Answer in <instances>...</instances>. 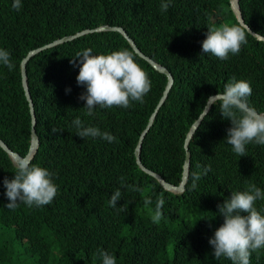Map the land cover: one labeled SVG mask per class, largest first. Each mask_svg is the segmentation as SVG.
Listing matches in <instances>:
<instances>
[{
  "label": "trees",
  "instance_id": "16d2710c",
  "mask_svg": "<svg viewBox=\"0 0 264 264\" xmlns=\"http://www.w3.org/2000/svg\"><path fill=\"white\" fill-rule=\"evenodd\" d=\"M161 3L21 0L16 10L13 0H0V48L10 52L14 65L10 71L0 64L5 67L0 69V138L21 155L28 152L32 116L21 62L30 50L85 28L123 26L142 51L167 65L175 76L144 139L142 160L178 185L186 134L210 95L222 93L233 77L244 79L252 87L250 106L264 112V41L248 32L240 53L220 60L202 52V41L210 25L239 23L230 0H171L163 12ZM240 5L245 21L264 35V0H240ZM87 48L93 54L131 50L151 80L143 103L132 102L127 109L97 107L88 116L86 101L79 100L86 88L77 84L79 67L71 62ZM27 70L40 137L31 163L54 174L58 192L48 205L10 210L5 206V188L0 187V264H101L97 252L102 249L111 251L117 264H232L226 257L215 259L209 244L223 223L217 205L231 192L246 190L249 183L264 191V146L250 143L246 156L235 154L226 143L231 122L222 118L219 103L213 104L190 142L189 178L185 190L176 193L143 171L134 153L167 77L139 56L120 31L91 32L45 49L30 59ZM76 117L116 140L80 138L72 125ZM209 166L211 170L193 188L191 173H203ZM15 170L11 156L0 146L1 182L14 178ZM120 177L139 191L121 188V199L113 208L108 201L121 187ZM160 199L163 215L154 223ZM255 206L264 210V200ZM18 247L26 254L25 261L19 260ZM250 264H264V249L251 254Z\"/></svg>",
  "mask_w": 264,
  "mask_h": 264
},
{
  "label": "clouds",
  "instance_id": "9594fccd",
  "mask_svg": "<svg viewBox=\"0 0 264 264\" xmlns=\"http://www.w3.org/2000/svg\"><path fill=\"white\" fill-rule=\"evenodd\" d=\"M170 5L171 0H162L160 10L162 12L166 11ZM12 7L19 10L21 8V0H13ZM95 22L98 23L97 21ZM247 24H241L239 22L210 25L207 28L206 38L202 41V52L204 54H211L220 60H227L230 54L238 55L241 51V47L247 43V33L249 32ZM101 26L103 25L95 28H85L82 30L84 31V34L80 36L91 32H97L98 30L94 29ZM80 36H77L76 38ZM71 62L75 68L79 67V73L76 77L77 84L86 88V91L79 96V100L86 101L83 108L87 109L86 114L88 116L94 115V109L97 107L101 109L112 107H122L127 109L131 107L132 102L143 103L144 97L151 89V80L148 73L137 62L134 53L128 48H121L106 54H93L92 49L87 48L81 52H77L76 57L72 59ZM0 64L6 66L10 71L14 67L11 60V54L6 49L0 48ZM162 65L171 72L173 76L172 84L174 85L175 76L172 70L167 65ZM161 73L167 77V85L169 77L166 73ZM45 75L51 80H54L49 73H46ZM27 82L30 90L29 80ZM67 92H70V89H66V93ZM216 94L217 95L214 97H210L211 95L209 96L205 104V115L208 106L219 103V112L221 113L222 118L230 120L231 122V127L227 129L226 143L232 146L233 152L241 157L246 156V145L250 143L264 146V112L257 111L249 104V97L252 94L250 82L244 79L237 80L233 77L224 85V91ZM167 99L168 96L160 105H158V101L157 106L152 111V114H155V117L158 116ZM72 125L76 128V135L82 139L88 137L102 138L109 143L116 140V137L109 132H102L95 126H86L79 117H76L72 121ZM53 131H55V129ZM137 145L138 143L136 144L134 151L135 157ZM142 149L143 143L140 151L141 158ZM32 160H30V158H21L16 162L13 161L16 169L14 178L8 179L5 177L2 182L0 180V187L4 186L5 188V206L7 209L15 210L16 208L25 205L29 208L34 206L41 207L50 204L57 195L58 186L54 183V174L46 167H42L39 164H32ZM197 167H199V165H197ZM210 170L211 168L209 166L203 169V173H191L192 187L195 188L196 182L201 179V175L207 174ZM120 183L121 187L116 188L113 191V194L108 201L109 205L113 208L117 207V201L121 199V188L127 187L131 191H139L138 188L131 185H125L124 177H120ZM257 200H264V191L254 183H249L246 190L231 192V195L227 199H224L222 204L217 205L218 214L223 217V223L215 230L214 235L209 238V244L213 247V255L215 259L226 257L232 262V264H250L251 254L260 249H264V210H258L256 208L255 204ZM145 203L150 204L151 200H146ZM163 203V199H160L156 204L155 212L152 216L154 223H158L162 218L163 214L161 209ZM121 210L123 211V208H121ZM97 255L101 260V264H117L116 256L107 249L98 250Z\"/></svg>",
  "mask_w": 264,
  "mask_h": 264
},
{
  "label": "water",
  "instance_id": "95a60500",
  "mask_svg": "<svg viewBox=\"0 0 264 264\" xmlns=\"http://www.w3.org/2000/svg\"><path fill=\"white\" fill-rule=\"evenodd\" d=\"M230 4H231V8L234 11V13L237 15L238 17V21L241 24H247L245 22V19L243 17L242 14V10H241V6H240V0H230ZM248 29L249 32L254 35L256 38H258L259 40L264 41V35L254 31L248 24ZM94 30H98V31H102V30H117L120 31L126 38L127 40L130 42L131 46L133 47L134 51L140 55L141 57H143L145 60H147L156 70L160 71V72H164L168 75L169 77V81L168 84L165 87L163 96L161 97L159 104L160 105L168 96L169 91L172 88V83H173V76L171 74V72L166 68L163 67L162 64L157 63L152 57L146 55L136 44V42L134 41V39H132L128 32L126 31V29L122 26H112V25H108L105 24L97 29ZM84 34V31L78 32L75 35H68V36H64L62 38H58L50 43H47L43 46L34 48L32 50H30L28 52V54L22 59L21 62V72H22V82H23V87L30 105V110H31V116H32V127H31V143L28 149V152L25 155H21L20 153L16 152L14 149H12L2 138H0V146L11 156L12 160L14 162H16L18 159L21 158H30V160L33 159L35 153L37 152L39 145H40V138L38 135V132L36 130V124H37V117H36V111L34 108V103H33V99H32V95L31 92L29 90L28 87V71H27V64L30 61V59L35 56L36 54L40 53L41 51L52 47L54 45L66 42V41H70L74 38H76L77 36H80ZM217 94H213L210 97H214ZM213 104H211L210 106H208V109L206 111V115L208 114V112L210 111L211 107ZM205 115V106L203 108V111L200 113V115L195 119V121L192 123L189 131L186 134L185 140H184V148H185V160L183 163V173H182V180L181 182L176 185L173 183L168 182L162 175H160L159 173L155 172L154 170H151L150 168H148L143 162H142V158L140 155V151H141V146L142 143L144 141V137L147 134V132L151 129V127L154 124L155 121V114H152L151 117L149 118L147 127L144 129V131L142 132L139 141H138V145L136 148V158H137V163L139 165V167L145 171L146 173L152 175L153 177H155L161 185L164 186V188L168 189V190H172L174 192H183L186 188V183L188 181L189 178V174H190V167H191V161H192V153L190 151V142L195 134V132L198 130V128L200 127L202 121L204 120V118L206 117Z\"/></svg>",
  "mask_w": 264,
  "mask_h": 264
},
{
  "label": "rangeland",
  "instance_id": "374dc122",
  "mask_svg": "<svg viewBox=\"0 0 264 264\" xmlns=\"http://www.w3.org/2000/svg\"><path fill=\"white\" fill-rule=\"evenodd\" d=\"M15 250L18 251L19 253V260L21 261H25L26 260V254L23 252V250L21 249V247L19 248H15Z\"/></svg>",
  "mask_w": 264,
  "mask_h": 264
},
{
  "label": "bare ground",
  "instance_id": "6f19581e",
  "mask_svg": "<svg viewBox=\"0 0 264 264\" xmlns=\"http://www.w3.org/2000/svg\"><path fill=\"white\" fill-rule=\"evenodd\" d=\"M213 106V105H212ZM212 108V107H211Z\"/></svg>",
  "mask_w": 264,
  "mask_h": 264
}]
</instances>
